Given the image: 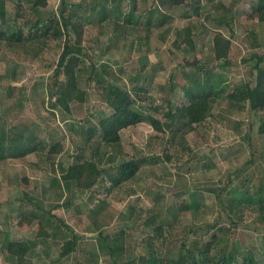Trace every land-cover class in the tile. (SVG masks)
<instances>
[{"label":"rangeland","instance_id":"1","mask_svg":"<svg viewBox=\"0 0 264 264\" xmlns=\"http://www.w3.org/2000/svg\"><path fill=\"white\" fill-rule=\"evenodd\" d=\"M67 1L88 4L91 14L85 17L83 11L88 56L83 57L79 71V85L86 89L87 97L84 102L73 101L71 113L56 105L48 91L60 40L27 39L0 49V128H36L41 138L51 134L61 138L65 148L49 158L46 152L17 158L7 157L6 151L0 155V264H14L2 249L13 239L36 242L29 256L31 264H115L108 247L120 230L125 232L124 260L135 259V264H160L159 260L182 255L186 253L181 248L183 241L199 255L214 233L219 240L209 258L218 259L228 244V251L240 262L251 255L260 262L264 222L250 213L254 200L243 203L246 208L229 207L238 192L251 195L260 184L264 187V135L259 133V115L248 104L231 107L227 98L251 78L249 68L256 63L251 54L264 50V22L255 14L242 12L249 8V0H203L199 20L190 17L186 5L180 6L162 25L158 0ZM32 3L6 0L7 24L3 27L11 31L21 28L26 37L32 22L38 16L50 18L62 0H48L45 7ZM107 6L112 12L101 21V11ZM225 8L234 15L229 26L225 22L232 15ZM187 25L194 30L195 50L183 42ZM216 33L233 41L231 66L218 65L212 59ZM91 63L106 70L104 77L113 83L132 92L136 86L148 90L145 100L135 107L144 114V121L122 129L116 144L82 136L83 124H97L113 112L98 89L100 84L94 83L95 87L89 81ZM194 75L196 82L192 81ZM192 86L203 95L215 93L218 104L213 116L187 135L167 132L158 137L148 115L161 118L169 103H187L185 90ZM79 157L96 160L100 168L131 158L140 159L142 166L119 186H112L101 175L89 190L73 185L69 189L62 175ZM24 191L47 209L57 205L53 213L71 229L49 227L48 238L37 236L41 220L31 224L21 220L26 207L21 199ZM103 195L108 202L96 213L97 204L105 200ZM183 202L188 205L185 211L181 210ZM45 215L49 221L55 220L52 214ZM151 223L164 226L165 241L154 235ZM73 233L78 235L77 251L60 256L62 238Z\"/></svg>","mask_w":264,"mask_h":264},{"label":"trees","instance_id":"2","mask_svg":"<svg viewBox=\"0 0 264 264\" xmlns=\"http://www.w3.org/2000/svg\"><path fill=\"white\" fill-rule=\"evenodd\" d=\"M114 2L116 0H113ZM234 3L237 0H233ZM33 7H45L48 0H33ZM85 4V7H83ZM184 4L188 8L189 15L194 20L201 19L203 0H158L159 9L162 13V20L160 25L165 24L167 19H171L170 12L175 5ZM248 9L242 10L243 13L255 14L258 21L264 22V0H249ZM117 7V6H116ZM227 9V8H225ZM89 6L86 3H70L67 0H62L59 10L52 14L47 20L43 16H38L30 26V32L25 37V32L20 28L17 30H8L5 26L7 24V10L6 0H0V49L2 46L6 47L11 43H22L27 39H38L45 37L46 39L60 40V52L53 74L48 77V91L54 98L56 105H59L67 113H71V103L73 101L84 102L87 97L86 89L80 87L79 71L83 57L88 56L86 45L84 44L86 38L84 36V29L88 26L85 17L90 16ZM95 6L92 7L90 13L94 12ZM110 7H104L101 11L100 20H106ZM231 13L230 21L225 24L230 25L233 20V13ZM112 12V11H111ZM132 14H130L131 16ZM131 21V18H128ZM159 25V26H160ZM184 38L183 42L190 46L192 50L196 49V42L194 39V30L192 25H187L183 28ZM256 39V36L253 35ZM233 41L231 38L222 34L216 33L213 38L212 59L218 65L231 66L234 64L231 58ZM251 60H256L253 66H250V79L244 84L237 86L231 91L227 98L231 107L245 108L248 104L251 110L259 115L258 129L259 133L264 135V50L261 53L253 52L250 57ZM247 62L248 59H242ZM95 63H91V73L89 81L100 84L98 88L103 94L107 105L113 110L109 115L101 117L97 124L89 125L87 123L81 126L82 136L85 139H95L98 142L107 144H116L121 140L120 131L130 126L138 125L144 121V114L138 111L135 107L137 102L145 100L147 89L137 87L135 92L120 86L104 77V72ZM196 75L193 76L192 81L196 82ZM172 81V80H171ZM213 89V86H211ZM136 93V96L135 94ZM185 94L188 102L179 106H174L169 103L166 110L159 118L154 114H149V122L156 132V135H164L167 132L181 133L187 135L194 131L198 124L203 123L209 117L213 116V110L218 104L217 97L214 93L203 95L200 88L192 86L186 88ZM156 110L159 107H155ZM0 128V155L6 151L7 157H22L30 153L46 152L48 158L50 155H59L64 151V144L61 138L54 134L47 138H41L36 134V128H28L27 126ZM11 131V132H10ZM10 132V133H9ZM168 160L172 156L166 154ZM72 164H69L65 173L62 175L64 182L69 187L76 186L78 188L89 190L94 187L101 175H104L112 186H119L132 179L140 170L142 161L138 158H131L123 160L119 164H113L109 167L100 168L96 160L89 158H78ZM248 192H238L235 200H231L229 207L234 208L242 205L243 208L247 206L245 202L254 200L255 206L250 209V213L256 215L260 223L264 222V187L260 184L256 190L249 195ZM100 204H97L96 213L104 210L108 202L107 195ZM22 201L26 202V207L22 212V223L27 222L31 224L33 220L40 219L41 225L37 236L49 237V227L59 231L60 226L65 225L62 218H59L53 213L54 208L47 209L37 204L34 195L24 191L21 197ZM244 203V204H243ZM188 208L186 202L181 204V210L185 211ZM52 214L55 218L51 222L45 214ZM52 216V217H53ZM60 224V225H59ZM153 225L154 235L161 237L163 241L166 240L165 228L162 224ZM222 229V228H221ZM56 232V231H55ZM102 234V233H101ZM60 248V256L66 257L77 251L78 235L73 233L70 237L62 238ZM219 237L216 233L213 234L212 239L205 243V248L201 250L199 255H196L195 247L188 246L187 242L183 241L181 248L186 253L177 257H170L165 260H159L160 264H264V254L260 262L251 255L243 262L238 260L235 253L228 251V244L222 248L221 255L218 259L213 260L208 257L209 252L218 243ZM36 242L30 239H13L9 240L2 248L8 260L14 264H31L29 256L31 255ZM108 254L115 264H135L136 260H124L125 254V232L120 230L112 238V245L108 247ZM143 259V258H142Z\"/></svg>","mask_w":264,"mask_h":264},{"label":"crops","instance_id":"3","mask_svg":"<svg viewBox=\"0 0 264 264\" xmlns=\"http://www.w3.org/2000/svg\"><path fill=\"white\" fill-rule=\"evenodd\" d=\"M180 6H184V4H181V5H175V6L172 8V10H171L170 15L173 16L172 11L178 9ZM168 20H169V19H168ZM228 22H229V21H228ZM230 24H231V23H230ZM226 25H227V24H226ZM227 26H229V25H227ZM224 36H225V35H224Z\"/></svg>","mask_w":264,"mask_h":264}]
</instances>
